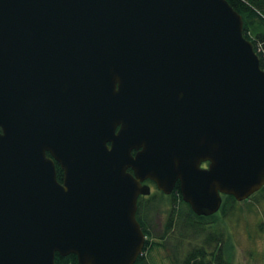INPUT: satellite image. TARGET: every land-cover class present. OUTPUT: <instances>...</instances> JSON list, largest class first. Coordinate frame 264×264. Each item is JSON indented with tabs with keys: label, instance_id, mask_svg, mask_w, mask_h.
<instances>
[{
	"label": "water",
	"instance_id": "obj_1",
	"mask_svg": "<svg viewBox=\"0 0 264 264\" xmlns=\"http://www.w3.org/2000/svg\"><path fill=\"white\" fill-rule=\"evenodd\" d=\"M242 27L227 0H0V264H134L145 178L198 216L260 190Z\"/></svg>",
	"mask_w": 264,
	"mask_h": 264
},
{
	"label": "rangeland",
	"instance_id": "obj_2",
	"mask_svg": "<svg viewBox=\"0 0 264 264\" xmlns=\"http://www.w3.org/2000/svg\"><path fill=\"white\" fill-rule=\"evenodd\" d=\"M172 200V195L168 197L154 191L142 201L148 208L146 219L151 227V238L164 243V246L161 245L145 252L148 264H174L173 250L176 251V247L182 244L183 250L189 249L193 244L202 243L203 235L208 234V231L213 230L218 234V228L223 230L222 236H218L224 238L223 243L227 251L226 261L229 262L227 264H264V196L262 193L254 192L251 197L235 203L232 210L230 209L231 211L224 216L219 212L216 226L212 228L211 225L206 224L205 230L200 231L201 235L193 229L175 228L170 230L167 237L163 239L160 235L164 232L163 227L167 223ZM175 201L179 207L180 202H177V199ZM180 232H185V236L180 237Z\"/></svg>",
	"mask_w": 264,
	"mask_h": 264
},
{
	"label": "trees",
	"instance_id": "obj_3",
	"mask_svg": "<svg viewBox=\"0 0 264 264\" xmlns=\"http://www.w3.org/2000/svg\"><path fill=\"white\" fill-rule=\"evenodd\" d=\"M229 4L241 15L243 20V35L244 38L248 39L252 43V47L258 55L260 60V66L264 69V0H227ZM179 182L175 185L171 195L173 200L171 202L170 210L168 213L167 223L163 227L164 232L160 235V238H166L169 231L175 228L181 230L193 229L195 232L205 230L206 224L211 225L212 228L217 222V214L224 216L232 210L235 203L239 201L236 200L232 195L223 194L222 203L219 210L213 214L203 216L195 214L189 204L182 199ZM256 192L262 193L264 196V186L257 190ZM254 194V193H253ZM251 197V195L249 196ZM177 202L179 207H177ZM231 209V210H230ZM144 214L143 219L140 220L141 229L146 235L145 243L143 246L142 253L138 255L134 264H148V260L145 257V252L152 248L159 246H164V243L154 241L151 238L152 232L151 227L148 223ZM221 227V226H220ZM218 232L214 233L208 231V234H204V238L200 244H193L189 249L182 248V244L178 247H174L176 251L173 250L174 264H227L226 261V247L224 246V238H220L218 235L223 234V230L218 228ZM185 232H180V237L185 236ZM198 237L202 233H200ZM197 237V236H196ZM197 237V238H198ZM185 242V240H181ZM188 242V241H187ZM189 243V242H188ZM214 246V247H213ZM54 261L56 264H78L76 255L73 253L61 256L58 253H54Z\"/></svg>",
	"mask_w": 264,
	"mask_h": 264
},
{
	"label": "flooded vegetation",
	"instance_id": "obj_4",
	"mask_svg": "<svg viewBox=\"0 0 264 264\" xmlns=\"http://www.w3.org/2000/svg\"><path fill=\"white\" fill-rule=\"evenodd\" d=\"M116 129H118V127L116 126ZM137 152V149H132L131 150V153L134 155L135 153ZM46 155L47 156H50V153L47 151L46 152ZM54 161V166H55V176H56V179H57V181L58 182H62V180H63V174H64V172L62 171L63 169H62V167L60 166V164L57 162V161H55V160H53ZM201 164V167H207V165H208V161L206 162H202V163H200ZM128 171L131 173V174H134V172H133V170L131 169V168H129L128 169ZM178 182V181H177ZM141 183H143V184H147V185H149L148 187L150 188V192H149V194H151V193H153L154 191L156 192V193H159V194H161V195H166V196H170L171 195V193H164L162 190H160V189H158L157 187H156V184H155V182L153 181V180H151V179H149V178H145L143 181H141ZM177 183H175V185H176ZM175 185H174V187H175ZM174 189V188H173ZM173 191V190H172ZM149 194H139L138 195V197H136L137 198V201H136V212H135V217H136V219H137V221L139 222V224H140V220L139 219H143L144 218V214L146 215V211H147V205L145 204V206H144V204L142 203V201H143V199H144V197H146L147 195H149ZM145 210V211H144ZM140 227H141V224H140Z\"/></svg>",
	"mask_w": 264,
	"mask_h": 264
}]
</instances>
